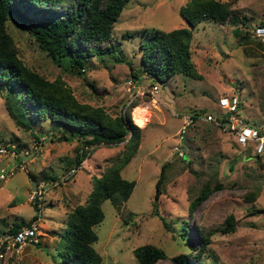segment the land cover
<instances>
[{"label": "rangeland", "instance_id": "rangeland-1", "mask_svg": "<svg viewBox=\"0 0 264 264\" xmlns=\"http://www.w3.org/2000/svg\"><path fill=\"white\" fill-rule=\"evenodd\" d=\"M187 1L129 0L111 31L120 45L113 52L89 58L81 75L68 72L65 64L56 65L16 19L10 16L6 23L23 62L49 80L60 76L80 102L102 106L115 116L135 101L137 105L130 110L134 123V110H144L146 128L139 148L121 170L122 177L134 180L135 186L121 208L104 200V218L93 226L98 235L93 247L102 264H138L132 251L147 243L165 251L167 257L158 264H172V256L190 251L196 227L220 222L229 213L236 218L235 231L214 234L203 263L264 264V161L254 158L252 148L240 149L232 135L202 120L190 127L183 140L177 136L182 116L221 112L218 98L235 92L242 101V116L264 129V41L254 36L255 28L264 25V0H221L240 11L241 22L231 25L204 19L193 27L192 61L201 76L178 73L159 81L143 71L140 44L153 29L187 27L179 15ZM133 71L138 84L130 74ZM130 79L132 87L127 85ZM151 84L159 88L156 104L148 94ZM252 94L255 104L250 106ZM6 98L22 102L19 91L0 82V138L14 145L25 162L7 181L0 180V236L14 223L25 224L34 215L40 218L41 235L38 243L26 244L16 257L9 252L0 264L64 263L61 253L69 243L68 212L86 201L95 178L124 146L95 147L86 158V167L77 168L82 142L59 139L69 136L71 128L49 117H37L29 109L18 110L17 117L30 128L19 126L8 114ZM175 147L185 148L183 155ZM11 162L9 153L0 154V168ZM162 165L164 177L156 199ZM71 168L75 173L67 184L49 190L38 213L28 201L37 182ZM205 181L222 187L189 212L190 200ZM255 187H260L257 198L246 201L245 194Z\"/></svg>", "mask_w": 264, "mask_h": 264}, {"label": "trees", "instance_id": "trees-1", "mask_svg": "<svg viewBox=\"0 0 264 264\" xmlns=\"http://www.w3.org/2000/svg\"><path fill=\"white\" fill-rule=\"evenodd\" d=\"M128 1L0 0V82L19 91L22 98L20 103L6 98L9 116L19 126L27 128L30 126L17 117L18 110L29 109L37 117H49L52 122L71 128L70 135H63L59 137L60 140H80L82 147H93L91 151L100 145L122 143L124 146L108 161L102 174L95 178L86 201L68 212L69 243L65 252L61 253L63 264H102L101 255L93 247L98 239L93 226L104 218L101 209L104 200L108 199L116 208H121L135 186L134 180L122 177L121 170L133 158L141 141L142 128L132 121L130 114L137 103L132 101L120 114L111 116L102 106L80 102L60 76L49 80L23 62L12 36L7 32L6 23L10 16L16 19L56 65L65 64L64 69L68 72L81 75L89 58L113 52L120 45V41L112 37L111 31ZM179 15L186 21L187 27L169 31L153 29L147 41L140 44L143 71L159 81L178 73L193 78L201 76L192 61L191 51L193 27L199 22L204 19L231 25L241 22L240 11L232 8L229 2L220 0H188L179 8ZM130 74L137 77L135 72ZM0 141L3 140L0 138ZM78 151L76 165L86 156V152L79 154ZM164 167L162 165L156 182V199L159 197ZM221 187L220 183H202L189 202V212H194L211 193ZM259 192L260 187H255L244 198L246 201L255 200ZM21 224L14 223L9 230L16 231ZM235 229L236 218L232 213L220 222L196 227L193 235L195 242L190 251L172 256V264H204L202 256L212 236L231 233ZM132 252L138 264H158L167 257L162 248L150 243L137 246Z\"/></svg>", "mask_w": 264, "mask_h": 264}, {"label": "built area", "instance_id": "built-area-1", "mask_svg": "<svg viewBox=\"0 0 264 264\" xmlns=\"http://www.w3.org/2000/svg\"><path fill=\"white\" fill-rule=\"evenodd\" d=\"M254 36L264 41V25H258L254 30ZM133 80H128V87L133 86ZM159 88L156 84H151L148 89V94L151 96V100L154 104L158 101ZM139 94H144L143 90L137 91ZM218 103L221 107V112L210 113L203 112L198 114H189L182 116L181 124L177 130V136L179 140H183L190 127L199 120L207 123H213L218 129L224 133H228L233 136L234 143L240 147V149L252 148L253 155L259 157L264 161V129H259L256 126L249 124L247 119L242 116L240 107L241 99L238 94L233 93L231 95H222L218 98ZM93 147L84 146L79 149V154L86 152V156L77 165V168H85V161L89 152ZM175 150L179 151L180 155H183V147H175ZM37 151V150H36ZM10 154L11 164L0 168V180L7 181L12 177L18 168L24 167L25 160L19 159L20 153L15 149L14 145H9L4 141H0V154ZM28 152H25L27 154ZM75 173V169L71 168L63 172L60 176L49 179L48 181L40 180L36 184V188L33 189L28 195V201L32 203L38 213L42 208L45 196L47 192L58 186L67 184L68 179ZM40 218L36 215L32 216L25 224H22L16 231L4 232L0 236V261L4 260L7 254L15 255V257L21 253L22 249L28 243L36 244L39 242V236L41 235Z\"/></svg>", "mask_w": 264, "mask_h": 264}, {"label": "crops", "instance_id": "crops-1", "mask_svg": "<svg viewBox=\"0 0 264 264\" xmlns=\"http://www.w3.org/2000/svg\"><path fill=\"white\" fill-rule=\"evenodd\" d=\"M221 1V0H220ZM222 2H226V1H222ZM186 22V21H185ZM187 24V23H186ZM180 28V27H179ZM175 29V28H174ZM133 72H135V71H133ZM136 73V72H135ZM136 79V83H137V77L135 78ZM138 84V83H137ZM132 87V86H131ZM236 94H237V92H235ZM239 96V95H238ZM241 99V98H240ZM250 100H251V102H250V106H252V105H254L255 104V98H254V95L252 94V95H250V98H249ZM241 103H242V101H241ZM255 107V106H254ZM240 108H242V105H241V107ZM255 110L256 111H259V109L258 108H255ZM159 111L161 112V109L159 108ZM254 111V110H253ZM158 114V113H157ZM246 118V117H245ZM247 119V118H246ZM247 121L249 122V119H247ZM147 125V124H146ZM145 126V125H144ZM144 126L143 127H141L142 128V132H144V129L146 128H144ZM55 241H56V239H55V236H53V243H55ZM41 242V241H40ZM24 248H27V245H25V247ZM26 257H28V259H30V257L29 256H26ZM63 261V260H62ZM38 264V263H37ZM42 264V263H41ZM57 264H63V263H57Z\"/></svg>", "mask_w": 264, "mask_h": 264}, {"label": "bare ground", "instance_id": "bare-ground-1", "mask_svg": "<svg viewBox=\"0 0 264 264\" xmlns=\"http://www.w3.org/2000/svg\"><path fill=\"white\" fill-rule=\"evenodd\" d=\"M144 110L141 109V108H136L134 110V113H133V119L134 121L140 125V126H143V122H144V117L142 116ZM147 118V117H146Z\"/></svg>", "mask_w": 264, "mask_h": 264}, {"label": "water", "instance_id": "water-1", "mask_svg": "<svg viewBox=\"0 0 264 264\" xmlns=\"http://www.w3.org/2000/svg\"><path fill=\"white\" fill-rule=\"evenodd\" d=\"M185 149V148H184Z\"/></svg>", "mask_w": 264, "mask_h": 264}]
</instances>
